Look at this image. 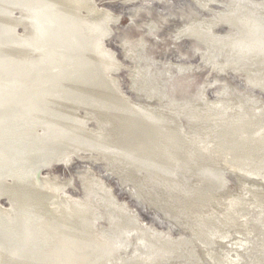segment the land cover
Segmentation results:
<instances>
[{
	"label": "bare ground",
	"instance_id": "6f19581e",
	"mask_svg": "<svg viewBox=\"0 0 264 264\" xmlns=\"http://www.w3.org/2000/svg\"><path fill=\"white\" fill-rule=\"evenodd\" d=\"M122 1L133 14L154 7ZM195 1L212 16L179 34L205 44L203 66L150 61L143 36L124 40L139 99L105 41L121 15L96 0H0V200L10 201L0 202V264H203L198 251L210 264H264V0H235L231 12ZM203 67L236 73L246 89L225 81L210 99L203 88L200 105L163 89L172 68ZM75 159L104 163L172 219L190 215L191 238L146 224L90 167L86 201L43 175Z\"/></svg>",
	"mask_w": 264,
	"mask_h": 264
},
{
	"label": "rangeland",
	"instance_id": "374dc122",
	"mask_svg": "<svg viewBox=\"0 0 264 264\" xmlns=\"http://www.w3.org/2000/svg\"><path fill=\"white\" fill-rule=\"evenodd\" d=\"M220 1L223 2L226 11H233L232 4L235 0ZM195 2V0H152L151 5L154 7L146 4L144 10L133 14V7L136 5L134 3L123 2L122 0H96V3L110 11L112 16L121 15L116 23L109 24L113 33L108 39L105 38V41L118 60L123 61L126 66V69L120 71L116 76L120 80L123 90L128 95L133 98L143 99L141 95L133 91V85L139 86L140 81L131 72V68L134 67L135 56L130 59L131 56L127 55V50L129 49L124 44L125 39H130L133 42L135 38L143 36L147 42L144 53H146V57L150 61L152 58H158L164 61L179 60L186 64L199 63L200 66L204 65L203 63L201 64L202 61L199 58V54H206L207 48L205 44L193 38L180 37L181 35L179 34L180 30L192 25L198 16L203 18L212 16L209 12L200 10ZM14 15L18 16L19 12L15 11ZM18 31L24 32L21 27L18 28ZM215 32L223 35L230 34L232 31L224 27L215 29ZM133 44L137 45L136 43ZM146 63L147 61H144L143 64L145 65ZM170 72L173 75L166 77L167 79L163 83L164 86L160 83L172 99L180 102L191 101L200 105L202 101L201 90L203 88H206V95L210 99H218L221 97L218 94L222 89L221 83L225 81L233 83L240 90L246 89L242 78L234 72H229L228 74L212 72L209 67H203L202 71L189 74L180 73L175 68H172ZM216 78H218L217 81L219 82L215 80ZM184 125L187 126L185 120ZM90 127L95 130L99 129L96 121H93ZM89 167L94 170L98 178H102L104 185L111 189L120 201L128 202L136 209L139 219L146 224L163 233L170 230L171 235L177 239L190 237V215L189 218L183 216L182 218H176V220L172 219L165 211L150 202L140 189H137L138 197L132 198L126 191L128 187L125 188L123 184H120L114 174H109L108 172L111 170L104 163L89 164L86 161L75 159L70 164L60 163L48 166L44 169L43 175L48 176L52 182H57L58 185H65L66 193L72 199L86 201L88 196L84 184L89 177V172L87 171ZM225 180L226 184L235 189L234 177L227 174ZM69 181L72 183L71 185H68L70 184ZM147 190L150 191L149 185H147L146 189L148 194ZM66 193L62 191L60 194L64 195ZM0 202L4 206H10V201L6 197H3ZM198 256H200L203 264H210L199 251Z\"/></svg>",
	"mask_w": 264,
	"mask_h": 264
}]
</instances>
